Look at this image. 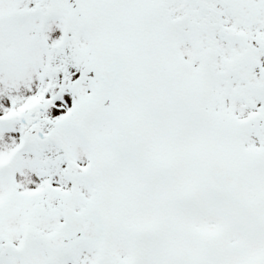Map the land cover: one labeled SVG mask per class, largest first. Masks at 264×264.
Instances as JSON below:
<instances>
[{
	"label": "snow or ice",
	"instance_id": "obj_1",
	"mask_svg": "<svg viewBox=\"0 0 264 264\" xmlns=\"http://www.w3.org/2000/svg\"><path fill=\"white\" fill-rule=\"evenodd\" d=\"M0 264H264V0H0Z\"/></svg>",
	"mask_w": 264,
	"mask_h": 264
}]
</instances>
